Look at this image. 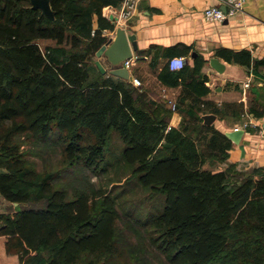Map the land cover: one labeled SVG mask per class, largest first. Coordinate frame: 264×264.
<instances>
[{"label": "trees", "instance_id": "1", "mask_svg": "<svg viewBox=\"0 0 264 264\" xmlns=\"http://www.w3.org/2000/svg\"><path fill=\"white\" fill-rule=\"evenodd\" d=\"M121 2L50 0L51 20L30 0H0V195L12 209L0 212V234L15 242L21 264H87L84 257L96 250L97 264H121L120 257L129 264H264V167L205 169L198 142L211 126L194 125L193 136L152 118L135 106L126 81L94 63L102 30L114 28L101 8ZM24 27L54 43L41 47L24 38ZM18 41L20 47L11 45ZM217 54L249 68L264 66V58L252 60L247 49ZM248 110L264 116V104ZM21 128L37 130L40 139L58 135L67 166L88 169L99 183L67 192L53 186L60 170L31 172L11 139ZM210 144L228 157L225 134L213 130ZM131 186L161 197V207L149 205L143 218L122 211ZM142 203L143 197L131 203L133 211ZM117 219L132 222L134 241L120 236Z\"/></svg>", "mask_w": 264, "mask_h": 264}, {"label": "crops", "instance_id": "2", "mask_svg": "<svg viewBox=\"0 0 264 264\" xmlns=\"http://www.w3.org/2000/svg\"><path fill=\"white\" fill-rule=\"evenodd\" d=\"M217 4L220 0H137L129 18L120 16L122 4L103 6L101 16L114 27L102 30L105 41L114 37L115 29L120 27L127 36L135 35L137 48L132 49L126 65L125 61L114 65L106 53L97 56L95 52L93 60L94 63L100 61L106 71L125 66L132 80L113 76L129 84L135 106L147 111L152 118L163 119L169 126L193 136V125L211 126L212 130L203 131L207 137L198 142V148L206 157L205 169H223L236 163L250 171L264 167V116L255 117L248 110L252 105L263 107L264 66L249 68L229 62L217 51L220 48L247 49L252 60L264 58V0H246L242 11L226 21L206 20L202 10ZM96 21L97 16L94 25ZM43 40L44 45L54 43L50 39ZM172 56L184 57L182 69L174 71L168 67L167 60ZM213 58L222 64L221 71L210 63ZM106 75L111 74L106 72ZM133 79L139 83H134ZM246 82L248 87H245ZM170 102L176 104L175 109ZM188 113H195L200 120ZM208 113L215 118L206 124L203 115ZM236 127L243 129L242 136L239 143L231 141L224 160L218 148L210 144L211 135L213 130L224 134ZM5 241L4 235L0 236V264H20L16 254L6 251Z\"/></svg>", "mask_w": 264, "mask_h": 264}, {"label": "rangeland", "instance_id": "3", "mask_svg": "<svg viewBox=\"0 0 264 264\" xmlns=\"http://www.w3.org/2000/svg\"><path fill=\"white\" fill-rule=\"evenodd\" d=\"M20 4L23 6L28 7L27 2L21 1ZM20 5V6H21ZM29 8V7H28ZM22 35L24 38L30 40V41H37L41 47H44L45 41L43 39H38L37 37L33 36L31 32H29L25 27L22 29ZM22 40V39H21ZM11 45L15 46L18 45L21 46V41L12 43ZM246 118V116H245ZM19 120H23L22 117H18ZM244 119V118H243ZM241 119V121L243 120ZM243 122V121H242ZM189 125V124H188ZM192 127H195L194 125ZM4 128V127H2ZM187 129V128H185ZM45 138L40 139L39 133L37 130H31L28 128H21L17 131L13 132L11 134V139L15 140V144L18 146L17 151H20L22 153H25L24 162L23 165H26L29 170L33 173L36 172H49L57 170H60L59 174L57 175V179L54 182L53 186H65L74 192L79 191H85L86 182H92L94 184L99 183V177L96 175H93L91 171L88 169L81 167L79 165V168H74V166H71L69 168L66 164V160H64V152L62 149L61 141L58 138V135H55L54 133H48L45 134ZM200 138V137H199ZM200 140H202L200 138ZM112 145L116 146V149L119 150L118 147L122 146L120 144L117 137L113 136ZM115 149L116 152H118ZM211 160V159H210ZM66 165V166H65ZM72 172V173H70ZM103 181L101 183L104 185L106 177L102 175ZM135 189L134 193L128 194V203L122 205V211L128 208L129 211L135 213V215L143 218L146 215V211L149 209V205H158V207H161V200L162 198L158 196L157 197H150L148 194H144V190L141 189V187H129V189ZM87 191V190H86ZM139 197L144 198V202L140 205V207L137 206V209L133 211L131 203H136L138 201ZM17 203H14L13 205H16ZM10 203L6 201L1 195H0V212L3 211H12L11 208H9ZM153 210V209H150ZM118 223V233H121L122 238H136L135 236V228H133L132 222L124 220L123 222H120L119 219L116 220ZM6 241L8 242V247L10 248L11 252L8 253H14L17 250V246H15V242L10 238L9 235L3 234ZM0 234V236H3ZM121 238V239H122ZM6 241H5V248H6ZM133 248V247H131ZM100 250V249H99ZM28 254L33 253V251H28ZM82 253V252H81ZM17 255L18 259L19 256L17 253H14ZM99 252L96 250V253L92 251L91 254H88L84 257V262L87 264H97L99 261ZM25 256V255H24ZM84 256V253L82 254V257ZM102 256V255H101ZM26 257V256H25ZM121 261V264H129L126 262L127 260L122 257L119 258ZM154 262V258L151 260ZM20 263V260H19ZM21 264V263H20ZM48 264H53L52 261H48ZM155 264H160L159 260L155 261Z\"/></svg>", "mask_w": 264, "mask_h": 264}, {"label": "water", "instance_id": "4", "mask_svg": "<svg viewBox=\"0 0 264 264\" xmlns=\"http://www.w3.org/2000/svg\"><path fill=\"white\" fill-rule=\"evenodd\" d=\"M30 3L32 9H39L42 15L48 17L51 20L54 19V12L50 6V0H30ZM136 48L135 35L127 36L124 29L117 27L115 29V36L109 37L107 41H105V43H103L96 51V55L100 56L102 53H106L112 63L114 65H118L119 62L128 60L131 57L132 49L135 50ZM193 56L194 54L192 57ZM210 63L215 67L216 70H222V64H220L217 59H211ZM95 64L101 73L107 72L108 74L118 76L126 80H132V77L129 75L125 66H116L106 71L100 61L96 60ZM220 65L221 69L219 68ZM214 118L215 115L212 113L203 115V120L206 124L211 123ZM242 133L243 129H232L224 132V134L234 143H239Z\"/></svg>", "mask_w": 264, "mask_h": 264}, {"label": "built area", "instance_id": "5", "mask_svg": "<svg viewBox=\"0 0 264 264\" xmlns=\"http://www.w3.org/2000/svg\"><path fill=\"white\" fill-rule=\"evenodd\" d=\"M245 1L220 0V4L205 7L202 10V15L208 21L222 22L241 12ZM136 2L137 0H122L120 16L122 18H129L136 8ZM221 5H223V8ZM124 63L125 65L128 64V60H125ZM167 65L171 70H180L185 65V59L182 56H172L168 58ZM133 82L139 83L137 79H133ZM248 85V82H246L245 87H248ZM170 105L172 109H175L176 104L174 102H170ZM234 129H237V127Z\"/></svg>", "mask_w": 264, "mask_h": 264}]
</instances>
